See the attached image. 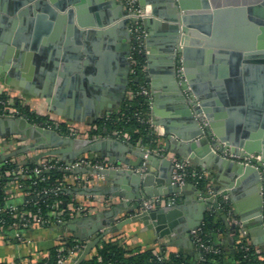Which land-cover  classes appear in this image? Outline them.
<instances>
[{"label": "water", "instance_id": "water-1", "mask_svg": "<svg viewBox=\"0 0 264 264\" xmlns=\"http://www.w3.org/2000/svg\"><path fill=\"white\" fill-rule=\"evenodd\" d=\"M83 3L84 0H0V77L8 83L14 70L19 73L17 68L27 54L36 53L38 45L43 43V56L52 67L41 69L39 76L31 73L27 79L29 83L39 80L44 89L41 97L49 103L52 91L58 97L61 84L65 91L76 88L70 80L76 82L80 78L73 75L83 71L77 67L78 63L83 61L85 66L93 63L99 53L98 45L106 38V45H115L122 65L125 97L130 85L134 44L130 29L138 19L116 0H92L90 10ZM139 4L142 8H152L143 24L148 31L146 59L151 77L147 81H151L155 103L154 126L163 128V134L157 136L156 148L115 139L73 138L57 129L34 125L26 118L6 116L0 117V139L9 144L15 138L21 144L0 154V165L26 153L39 152L35 161L56 157L71 165L88 155L115 167L77 168L73 172L97 175L104 183L110 181L114 185L75 188L73 193L106 195L117 200L93 216L76 217L67 223L74 238L86 243L76 264L86 260L103 238L133 222L153 230L161 239H188L195 251L191 232L202 226L208 210L229 207L236 202L238 193L248 200V212L238 211L242 226L249 231L253 245L264 253V123L254 132L235 120L234 112L243 114L246 109L244 99H240L241 107H225L227 99L235 101L230 83L236 78L240 80L243 70L264 72V0H139ZM48 19L52 27L45 24ZM52 21L58 22L55 32ZM63 53V59L71 57L75 62L74 69H57ZM12 63L16 69H10ZM115 65L110 76L118 68ZM95 70L100 74L101 70ZM110 76L106 83L111 82ZM102 86L101 91L99 87L94 90L100 94L108 83ZM160 88L164 90L169 110H173V118L165 121L157 115ZM259 93L256 87L249 92V103L259 110L258 115L264 116L260 110L264 98ZM85 112L84 121L88 125L101 119L99 112ZM88 116L90 121H86ZM203 118L207 125H203ZM76 121L81 122V118ZM226 152L241 158L261 156V161L253 159L251 165H244L225 158ZM170 154L188 161L194 169L206 171L213 176L217 187L211 189L212 193H205L192 184L175 185ZM173 195L178 196L176 204L141 212L143 200ZM189 195H193V204L187 209L184 203ZM132 202L136 204L127 213L135 215L122 220ZM250 222L256 224L251 231Z\"/></svg>", "mask_w": 264, "mask_h": 264}, {"label": "crops", "instance_id": "crops-1", "mask_svg": "<svg viewBox=\"0 0 264 264\" xmlns=\"http://www.w3.org/2000/svg\"><path fill=\"white\" fill-rule=\"evenodd\" d=\"M92 0H84V5L89 8L91 5ZM49 20V19H48ZM51 20H49L45 24H49ZM54 28L53 32L56 30V25L58 24L57 21H52ZM51 25V24H49ZM48 26V25H46ZM52 27V25H51ZM50 33V32H48ZM24 35H27L24 34ZM53 35V34H51ZM45 36V33L44 35ZM46 38V37H45ZM100 43V42H99ZM107 43L106 38L101 40V44L98 45L97 49L99 53H96L97 59L93 61V63H89L88 66L84 65L83 61L78 63L79 69H83V71L74 72L73 75H78L80 78L75 82L70 80L71 85H76L75 89L69 88V91H65L62 89L63 84L60 85V93H58V97H56L57 92H51L50 102H47V99L41 97L42 93H44V89L42 84L39 80L33 79L31 83L27 79L31 73H36L39 76L41 73V69H51L52 65L50 62L46 61L44 58V49L43 43L38 45V51L36 53H28L23 63L17 68L20 69L19 73L14 70L12 75L10 76V81L8 83L5 82L3 78L0 77V94L8 93L11 95L12 98L15 100L18 99L22 101L24 106H28L32 111L36 112L39 115L46 116L50 120L56 123H67L70 124L83 132L87 133L90 129V125H88L84 119L87 116L85 114V110L89 112H99L100 117H108L114 113H118L122 108L123 103L125 100L131 96L130 93V85L128 87V91L125 97H123V82L121 81L122 75V65L119 62V57L117 55V51L115 50V45L112 46L106 45ZM118 43V42H117ZM71 55V53H68ZM93 54V53H91ZM95 54V52H94ZM116 56V57H115ZM64 53L61 55L59 59L60 66L57 69H74V64L69 59H63ZM54 58V55L52 56ZM116 60V62H115ZM86 61V59H85ZM160 62V61H159ZM115 63H117V69L114 70V74L110 76V69L113 66L116 67ZM62 67V68H61ZM10 69H16L13 67V63L11 64ZM94 69L101 70L100 74L94 72ZM159 69V68H157ZM95 70V71H96ZM97 70V71H98ZM12 71V70H11ZM111 79V82L108 83V87L103 88L102 92L98 94L94 88L96 89L99 87L100 91L103 87V84H107L106 81ZM150 73L148 70V63H147V73L145 74V82L150 89V116L153 121L155 122V116L152 112L154 103V98L152 97L151 92V81H147V78H150ZM155 77H158L156 74ZM232 80V79H231ZM78 86V87H77ZM22 88L26 92L20 91L18 88ZM83 87V88H82ZM230 87L232 92L231 95L235 100L232 102L230 99H227V103L225 107L229 108H236L242 106V101L240 99H244L245 102V111L239 113V111L234 112V118L236 121H240L243 123L244 128L250 131H256L259 126L264 123V116L258 115L259 110L254 107V105L249 103L250 96L248 95L249 92H253L254 88L256 87L257 91H260V96L264 98V72L259 69H248V71L243 70V76L240 80H234V82L230 83ZM70 92L75 93L74 96H71ZM158 96L160 101L156 104L157 107V115L160 120L165 121L166 119L173 118V110H169V104L165 101V93L162 88L158 91ZM252 97V96H251ZM255 106H258L255 104ZM264 112V106L261 109ZM68 116L69 118H66ZM171 116V117H170ZM81 118V122H77L76 120ZM83 119V121H82ZM90 121V117L86 118V121ZM160 129H163L159 127ZM252 128L254 130H252ZM256 128V129H255ZM261 128V127H260ZM86 138L90 137V134ZM94 139H107L102 137H93ZM127 142V141H126ZM128 143H130L128 141ZM4 144V146H0V154H6L10 151H13L17 148L15 142H10L8 145ZM149 148V147H148ZM72 153H76V151H72ZM39 152H32L26 153L20 157L12 158L14 162H17L19 165H30L32 163L39 164L40 162L46 161L45 157L39 161H35L34 158L38 155ZM94 155V154H93ZM131 159L133 157L129 156ZM170 158H175L174 155L170 154ZM54 158V157H53ZM56 158V157H55ZM58 159V158H57ZM62 162L60 159H58ZM65 164L64 162H62ZM66 165V164H65ZM192 168V167H191ZM194 169V168H192ZM197 171H202L206 174V179L208 181L207 189L205 193H209L213 187H217V185L213 181V176L208 175L206 171L201 168H196ZM73 174V173H72ZM74 178L70 179V182L74 183L76 188L82 189H89L96 186H103V187H114L113 183L110 181L103 182L102 178H99L97 175L93 174H83V175H75L73 174ZM76 178V179H75ZM81 180V183L78 184L77 181ZM76 181V182H75ZM77 184V185H76ZM6 193L9 195L8 200L13 201L14 205H19L23 203L21 198L20 190L16 185H7L5 186ZM74 198L78 203L83 205L87 211L83 215H78L77 217H88L97 214L100 211H103L109 208L114 201H117L111 196L106 195H93V196H86V195H77L74 194ZM247 198L244 197L242 193L237 194V200L235 203L230 204V218L225 216L227 223L226 226L230 228H235L231 221H240V215L238 211L242 210L243 212H248L247 207ZM136 202H132L131 205L125 211V214L122 220L127 219L130 216L135 214L129 215L127 212H130L135 206ZM193 204V195H189L186 198L184 203V207L189 209ZM224 206H221L217 210H208L210 211H218L221 213L223 211ZM228 207V206H227ZM95 224V223H94ZM256 224L250 222L249 230L255 229ZM89 230V227H86ZM246 231V237L248 241L253 245L251 238L249 237V231ZM179 236V233H177ZM10 236L7 238V236ZM1 234L0 235V262H6L8 264H37L41 262L44 258L49 256L50 250L59 247L62 245V241L65 238L71 237L74 238V233H70L68 227H59L54 226L51 229H44V228H35L29 230L28 232H24L25 241L22 243H18L12 238L13 235L10 234ZM119 235L122 238V242L126 243V246L130 249H140L142 251L145 250H153L156 253L163 251L166 255H170L171 253L175 254H183L189 257L192 261L196 262L200 259V252L196 248V250L191 249V244L188 239L176 237L173 240L169 239H161L153 230L146 229L141 223L133 222L129 225H126L122 230L111 233L103 240H107L111 237ZM12 238V239H11ZM214 241L216 245L221 246L224 249L226 254L224 258L223 264H238V261L235 258L236 250L234 247V237L230 232H223L220 234H216L214 237ZM180 243V246L178 245ZM193 246L194 243L192 242ZM196 247V246H195ZM167 256V257H168ZM65 264H72L71 259H69Z\"/></svg>", "mask_w": 264, "mask_h": 264}, {"label": "trees", "instance_id": "trees-1", "mask_svg": "<svg viewBox=\"0 0 264 264\" xmlns=\"http://www.w3.org/2000/svg\"><path fill=\"white\" fill-rule=\"evenodd\" d=\"M134 64L132 69L134 73L131 74L130 79V93L122 108L118 113H114L108 117H104L99 121H96L93 126L97 129L89 132L90 137H102L107 134H112L114 131H119L121 134L128 136V141L133 144H142L150 149L154 150L158 144V137L153 134L150 127L146 124H141L137 121L135 114L138 111H142L146 117L150 116V103L148 99L142 96H136V92L142 86H147L145 82V76L142 71L147 61L142 55L134 54ZM140 78L139 82H136V78ZM7 93L0 94V100L5 99ZM13 108L18 110L30 123L38 126H52L54 129L69 133L70 128L67 123H56L50 120L46 116H42L32 111L28 106H24L22 101L16 99L14 101ZM0 107V114L2 113ZM47 161H52V164L56 161L53 157L46 158ZM101 160V159H100ZM62 163L59 164V166ZM36 163L30 165H24L27 169L36 167ZM18 163L9 162L4 165L3 171L0 173V207L7 201L9 196L6 193L5 186L9 181H14L16 186L18 184L23 185L20 190L22 204L16 205V211H4L0 213V235L8 234L14 230L28 232L35 228L51 229L54 226L65 227L64 225H58L55 223V219L51 215L53 211L61 212L62 219L69 223L75 219L80 213L79 207H84L76 201L73 191L76 188L74 183L70 182L71 178H74L72 173H68L59 168H54L49 171H44L40 176L23 177L19 174H13L10 177H6L4 172H12L17 168ZM188 180H192V170L187 174ZM76 179V178H75ZM76 182V181H75ZM208 181L206 178L202 179L198 187L202 191H206ZM77 185V184H76ZM60 189V190H58ZM47 190L48 194L41 193ZM40 195H37L39 194ZM32 197V201H28ZM13 204V201H10ZM14 205V204H13ZM87 211V209L84 207ZM223 211H210L205 215L204 222L200 228L201 238L205 241H210L214 244V237L216 234L223 232H230L234 237V247L236 250L235 258L238 264H264V258L258 259V257L245 256V253L241 251V246L244 241L240 237V230L238 228H228L226 226L227 216L230 208L224 206ZM81 213L80 215H83ZM23 215H26L34 227L25 229L22 227ZM42 217L43 223L37 224L34 221V217ZM122 238L119 235L111 237L107 240L101 241L86 260L80 264H223L226 256L224 249L221 246H216L219 249L218 254H206L201 260L196 262L192 261L189 257L183 254L171 253L168 258L163 261H159L156 252L153 250L142 251L140 249H130L123 243ZM65 246L73 247L76 242L73 238H66ZM85 244V243H82ZM61 245L50 250L49 256L44 258L43 261L37 264H59V256L61 258H67V252L62 251ZM21 264L20 262H18ZM0 264H8L6 262H0ZM31 264V263H29Z\"/></svg>", "mask_w": 264, "mask_h": 264}, {"label": "built area", "instance_id": "built-area-1", "mask_svg": "<svg viewBox=\"0 0 264 264\" xmlns=\"http://www.w3.org/2000/svg\"><path fill=\"white\" fill-rule=\"evenodd\" d=\"M116 1L121 3L124 6V9L126 11L132 13V15H131L132 17H136L138 19V21L136 23L132 24L131 29H130L131 35H132V41L134 43L133 48H132V52H131V63H132L131 65L133 66L134 54L137 53L139 55H142L144 58H146V55L149 54V52L147 50V45H146V40L148 37V31L144 27L143 19L151 15L152 8H151V6H146L145 8H142L139 4V0H116ZM146 61H147V59H146ZM178 68H179V72H181L182 71L181 65H179ZM142 71H143L144 76H145V74L147 73V63L143 67ZM132 73H134L133 69L131 70V74ZM136 96L145 97L148 99V102L151 103V101H150V89L146 86H142L139 89V91L136 92ZM14 101H15V99L12 98L11 95L8 93H7V97L5 99L0 100V107L2 108V111H3L0 114V117L13 116V117L25 118L18 110L13 108ZM135 117L139 123L148 125L150 127V129L152 130L153 134H155L156 136L163 134V129H160L159 127L154 126V123L151 119V116L146 117L142 111H138V112H136ZM202 123H203V125H207L205 118H203ZM68 127L70 128V132L65 133V134L67 136L73 137V138H86L90 134L89 132L92 130V128L94 130L97 129L92 124V125H90L89 131L87 133H85L82 130H80V129L72 126V125H68ZM45 128L54 129L52 126H47ZM60 132L64 133L63 131H60ZM102 138H104V136H102ZM105 138L122 140L124 142H126V141L128 142V136L126 134H124V135L121 134L119 131H114L112 134H107L105 136ZM14 140H15V138H12L11 142H15ZM4 144L6 145V142L4 140L0 139V146L1 145L4 146ZM20 144L21 143H18V142L16 143L17 146ZM148 153H150V150H148ZM158 154H160V153H158ZM223 156L229 160H232V161L238 162V163H242L244 165H251L253 159H255L257 162L261 161V156H255V155H250L249 157L241 158L239 156H235L231 153L226 152L223 154ZM55 159H56V161L53 164H52V161L46 160V161L40 162L39 164L36 165V167H34L32 169H27L25 166L18 164L19 166H17V168L15 170H13L12 172L5 171L4 174L6 177H10L13 174H19L23 177H34V176H40L44 171H49V170L54 169V168L62 169L63 171L68 172V173H73L74 170L77 168L91 167V168H95V169H99V170L115 168L114 166L109 165L108 162L104 159L96 160V159H93L91 156H88V155H86L85 157H83L81 159L75 160L73 162V164H71V165H65L62 162H60L57 158H55ZM172 159L174 162V171H173V177L172 178H173V183L175 185L182 187V186H185L187 184H192V185L198 187L200 181L202 179L206 178V174L204 172L192 169L191 165L188 161L177 159V158H172ZM9 162L16 163L12 159L4 162L2 165H0V173L3 171L4 165L9 163ZM60 163H62V164L59 166ZM190 170H192V180L191 181L188 180V178H187V174ZM77 183L80 184L81 180L77 181ZM7 185L13 186V185H16V183L14 181H9L7 183ZM17 187L19 190H21L23 185L18 184ZM58 190H60V189H58ZM41 193L48 194V191L44 190ZM209 193H212V192L210 191ZM37 195H40V193ZM263 196H264V190H263ZM224 199H226V197ZM6 200L7 201L0 207V213H2L4 211H16L17 206L13 205L8 200V197ZM32 200H33V198L30 197L28 201L30 202ZM177 202H178V196L177 195H173V196H169V197H158V198L149 199V200H143L141 212H147V211L155 210L157 208L165 207V206H172V205L176 204ZM263 204H264V202H263ZM78 212L81 214V213H85L86 210L84 209V207L81 206L78 208ZM229 212L227 214V218H230ZM51 215L55 219V223H57L58 225H64V226L67 225V222L62 219V213L60 211L59 212L53 211ZM23 217H24L23 223H22L23 228L28 229L30 227H34V224L32 223V221L29 218L26 217V215H23ZM263 220H264V208H263ZM34 221L38 225L43 223L42 217L36 216V217H34ZM231 223L233 224V226L235 228H238L240 230V237L244 241V244H242V246H241V251H243L245 253V256L247 257L248 255H250V256L258 257V259H263L264 253L262 252V250L259 247L252 245L248 241V239L246 237V231L244 230L242 223L240 221H236V220L231 221ZM200 228L198 230H193L191 232L192 242L194 243V245L196 246V248L200 252V259L199 260H201L203 258V256L206 254H210V253L218 254L219 253V249L216 248V246H218V245H216V243L211 244L210 241H205L201 238ZM8 234L13 235L12 238H14V240L18 243H22L25 241L24 231L14 230ZM8 234H6V235H8ZM9 237L10 236L8 235L7 238H9ZM73 239L76 242V244L73 247H66L65 246L66 241H64V239H63L62 245L64 244V246L62 247L61 250L67 252V258L66 259L61 258V255H60L59 256V259H60L59 264H65L69 259H71L72 264H76L80 254L85 249V247H86L85 242L79 241L75 238H73ZM65 240H66V238H65ZM82 243H85V244H82ZM156 255H157V258L159 261H163L165 258L169 257L163 251L157 252Z\"/></svg>", "mask_w": 264, "mask_h": 264}]
</instances>
